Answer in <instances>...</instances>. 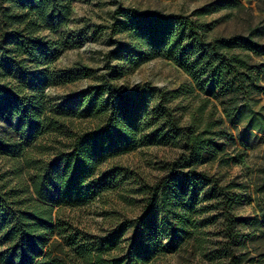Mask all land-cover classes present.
Masks as SVG:
<instances>
[{
	"label": "trees",
	"instance_id": "16d2710c",
	"mask_svg": "<svg viewBox=\"0 0 264 264\" xmlns=\"http://www.w3.org/2000/svg\"><path fill=\"white\" fill-rule=\"evenodd\" d=\"M72 1L0 0V122L13 127L21 140L0 137V157H23L16 177L21 178V170L29 177L27 185L9 188L6 175H0V264H149L164 239L187 241L210 224L177 213L192 207L202 192V201L213 203L199 212L215 209L221 219V240L212 254L222 264H264V199H258L252 218L236 216L238 195L232 191L244 187L219 186L215 177L194 170L214 161L220 166L231 162L226 152L235 141L228 125L238 124L264 95V44L256 40L260 28L213 35L218 20L203 19L240 10L238 0H211L189 16L120 8L113 14L110 36L125 35L126 42L102 54L101 68L76 63L50 69L71 37L59 44L40 33L65 27ZM154 58L173 63L187 81L173 91L126 82ZM81 80L92 84L48 105L46 90ZM73 119H89L96 126L73 133L68 128ZM45 135L64 140L55 143L52 160L22 154L24 143ZM166 146L180 153L162 177L141 187L138 217L119 223L92 245H78L65 235L55 209L83 207L107 190L113 176L98 178L102 165L140 147ZM130 227L128 254L111 257ZM194 242L199 249L206 243L204 238Z\"/></svg>",
	"mask_w": 264,
	"mask_h": 264
},
{
	"label": "rangeland",
	"instance_id": "374dc122",
	"mask_svg": "<svg viewBox=\"0 0 264 264\" xmlns=\"http://www.w3.org/2000/svg\"><path fill=\"white\" fill-rule=\"evenodd\" d=\"M211 0H73L71 3L70 22L60 31L52 33L42 31L40 37L63 43L71 37V44L63 51L50 69L69 68L76 63L92 69L102 67V54L114 50L116 43H125L126 36H110L113 14L117 9H134L139 12L156 11L162 14H179L189 16ZM242 8L238 11H221L203 19L209 23L218 20L213 35L229 36L246 34L250 29L259 27L257 41L264 44V0H238ZM82 37V38H81ZM81 38L82 44L78 45ZM262 60V59H261ZM187 81L186 75L173 63L161 58H154L139 67L126 79L130 85L150 83L165 91L176 90ZM91 80H81L71 85L50 88L44 95L48 105H58L68 94L82 90L91 85ZM96 122L89 119H73L69 125L70 132H87L95 128ZM234 136L235 144L227 150L232 160L227 166H220L217 161L195 168V172L206 173L216 178L219 186L228 184L241 185L243 190L234 189L238 195L233 212L239 217L252 218L257 214L256 203L264 199V95L251 103L248 112L235 125H228ZM0 137L4 140L14 139V128L0 122ZM64 141L54 135H45L30 143H24L22 154L32 159L50 161L53 159L55 143ZM23 143V142H22ZM180 151L178 148L140 147L126 155L109 160L101 166L100 175L111 173L112 180L108 189L102 191L91 202L80 208L55 209V219L64 225L66 234L79 244L92 245L98 238L112 233L119 223L133 220L141 213L143 185H152L165 174V166L174 160ZM23 157L16 160L0 157V175H6L3 182L9 188L28 184L29 177L21 170L17 179L16 169H22ZM262 191V192H261ZM202 192L192 207L179 209L177 213L185 215L192 221L210 220V224L198 228L196 235L181 241L169 236L155 251L149 264H222L223 260L212 254L215 243L221 240V219L217 211L211 209L200 213L201 207L211 205L212 201H202ZM198 211V212H197ZM133 228L127 229L125 236L118 243V249L109 253L111 257L122 258L128 254ZM204 238L205 244L199 249L195 239ZM85 239V240H84ZM53 240H58L54 237ZM261 251H264L261 249ZM213 259V261H210Z\"/></svg>",
	"mask_w": 264,
	"mask_h": 264
}]
</instances>
